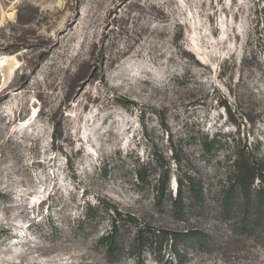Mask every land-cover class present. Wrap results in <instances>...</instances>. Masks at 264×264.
I'll use <instances>...</instances> for the list:
<instances>
[{
    "label": "rangeland",
    "instance_id": "rangeland-1",
    "mask_svg": "<svg viewBox=\"0 0 264 264\" xmlns=\"http://www.w3.org/2000/svg\"><path fill=\"white\" fill-rule=\"evenodd\" d=\"M0 9L12 14L0 58L18 61L0 71V264H134L95 249L106 223L76 229L107 199L149 211L167 234L143 242L146 264H264L259 226H236L240 203L226 218L213 206L226 156L264 163V0H0ZM205 138L219 143L204 158ZM174 153L205 190L188 224L134 185L143 167L173 176ZM187 226L217 246L175 241Z\"/></svg>",
    "mask_w": 264,
    "mask_h": 264
},
{
    "label": "trees",
    "instance_id": "trees-1",
    "mask_svg": "<svg viewBox=\"0 0 264 264\" xmlns=\"http://www.w3.org/2000/svg\"><path fill=\"white\" fill-rule=\"evenodd\" d=\"M52 141L57 142L56 137ZM218 143L216 139L205 138L200 145L203 157L213 155ZM224 159L228 168L221 190L214 196V209L226 218L231 214L235 200L238 201L243 211L236 223L238 230L252 233L256 232L259 226V236L264 242V163L253 154L247 157L236 154L233 161L229 156ZM173 161V176L169 166L152 170L153 177L149 176L151 168L143 167L135 171L134 185L140 191L147 187L153 209H166L171 216L188 224L187 207L200 205L199 212H204V185L196 169L183 167L176 153L173 154ZM171 177L176 182L175 193L170 190ZM149 213L146 211L137 215L130 207H123L111 199L98 200L97 204L85 208L75 224L76 229L82 231L93 223H106V228L97 237L94 247L107 262H116L126 257L134 264H146L143 242L155 239L157 246L158 240L167 235L162 229L153 227ZM174 234L175 241H178V238L183 239L186 247L195 250L208 252L218 243L216 235L197 227L187 226L180 233Z\"/></svg>",
    "mask_w": 264,
    "mask_h": 264
},
{
    "label": "bare ground",
    "instance_id": "bare-ground-1",
    "mask_svg": "<svg viewBox=\"0 0 264 264\" xmlns=\"http://www.w3.org/2000/svg\"><path fill=\"white\" fill-rule=\"evenodd\" d=\"M5 17H12V14H6L5 12L1 11L0 9V25ZM18 65V61L14 56H7V57H2L0 58V71L2 70L3 67L8 66L9 67V73ZM8 77V76H6ZM7 79V78H6ZM6 79H4L6 81Z\"/></svg>",
    "mask_w": 264,
    "mask_h": 264
},
{
    "label": "water",
    "instance_id": "water-1",
    "mask_svg": "<svg viewBox=\"0 0 264 264\" xmlns=\"http://www.w3.org/2000/svg\"><path fill=\"white\" fill-rule=\"evenodd\" d=\"M173 183H171V185H172Z\"/></svg>",
    "mask_w": 264,
    "mask_h": 264
}]
</instances>
